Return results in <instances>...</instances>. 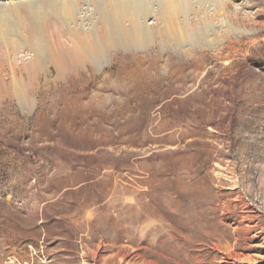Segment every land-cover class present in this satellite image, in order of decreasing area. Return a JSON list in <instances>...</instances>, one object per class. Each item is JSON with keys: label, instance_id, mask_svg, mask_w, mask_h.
<instances>
[{"label": "rangeland", "instance_id": "374dc122", "mask_svg": "<svg viewBox=\"0 0 264 264\" xmlns=\"http://www.w3.org/2000/svg\"><path fill=\"white\" fill-rule=\"evenodd\" d=\"M233 6L112 69L3 63L0 264H264V0Z\"/></svg>", "mask_w": 264, "mask_h": 264}, {"label": "bare ground", "instance_id": "6f19581e", "mask_svg": "<svg viewBox=\"0 0 264 264\" xmlns=\"http://www.w3.org/2000/svg\"><path fill=\"white\" fill-rule=\"evenodd\" d=\"M230 6L233 0H0V87L4 62L17 87L23 80L16 70L33 80L53 65L62 80L72 71L100 70L115 58L112 69L118 51L131 56L135 49L191 47L207 38L211 43L210 13Z\"/></svg>", "mask_w": 264, "mask_h": 264}]
</instances>
